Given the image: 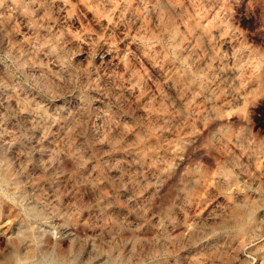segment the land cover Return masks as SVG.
Listing matches in <instances>:
<instances>
[{
  "label": "clouds",
  "instance_id": "9594fccd",
  "mask_svg": "<svg viewBox=\"0 0 264 264\" xmlns=\"http://www.w3.org/2000/svg\"><path fill=\"white\" fill-rule=\"evenodd\" d=\"M78 3L0 0V264H264V0Z\"/></svg>",
  "mask_w": 264,
  "mask_h": 264
},
{
  "label": "rangeland",
  "instance_id": "374dc122",
  "mask_svg": "<svg viewBox=\"0 0 264 264\" xmlns=\"http://www.w3.org/2000/svg\"><path fill=\"white\" fill-rule=\"evenodd\" d=\"M73 3L77 4L78 13L80 14V19L83 20V22L85 24H88L89 22H91L93 27H97V25H95V22L93 19V14L88 12V10L86 8H84L83 5H80L78 3V0H73ZM187 11L195 14L196 10L189 7L187 9ZM205 23H207V21H205ZM105 24H107V22H105ZM77 26H79V23H77ZM181 31H184L183 26H181ZM134 34L135 33L133 32L132 35L128 36L127 38L120 37V43H119L118 47L121 50H124L126 48H131L133 51H135L136 48H135V44L133 42ZM101 63L105 66L104 70L107 72V71H110V68L112 65H118L119 60L116 56H110V57H106L105 60L102 61ZM144 67L147 68L149 73L153 74V76L158 75V72L156 71V69H154L153 66L151 64H149L147 61L144 62ZM116 70L122 71V66L118 67ZM163 91L167 92L169 95H174V93L171 89L164 88ZM249 111L252 112L251 109ZM252 118H253V120H255L257 122H264V108H261L255 112H252ZM155 139H156V137H153V140L149 141L148 144L146 145V147L155 148L156 147V144L154 143ZM168 139H171V137L169 136ZM159 151L161 152V154H163V148L162 147L159 149ZM206 264H207V262H206Z\"/></svg>",
  "mask_w": 264,
  "mask_h": 264
}]
</instances>
